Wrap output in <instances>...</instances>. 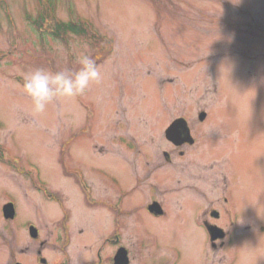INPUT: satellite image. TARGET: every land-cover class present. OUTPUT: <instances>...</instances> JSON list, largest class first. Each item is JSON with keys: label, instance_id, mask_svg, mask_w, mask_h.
I'll list each match as a JSON object with an SVG mask.
<instances>
[{"label": "rangeland", "instance_id": "374dc122", "mask_svg": "<svg viewBox=\"0 0 264 264\" xmlns=\"http://www.w3.org/2000/svg\"><path fill=\"white\" fill-rule=\"evenodd\" d=\"M59 22L84 31H59ZM81 54L105 70V81L34 115L19 87L23 74L77 68ZM181 116L197 125L196 143L178 150L165 133ZM147 160L168 190L183 188L195 169L209 182L229 175L239 220L228 245L232 260L210 250L208 258L209 240L188 213L158 220L140 212L129 230L141 240V264H264V0H0V212L17 199L19 221L40 214L49 223L64 220L51 192L86 223L92 208L82 204L85 193L67 166L95 175L89 183L105 187L98 196L106 199L114 189L94 171L143 193ZM186 192L165 197L175 202ZM100 222L96 216L99 229ZM4 224L0 216L7 252Z\"/></svg>", "mask_w": 264, "mask_h": 264}, {"label": "flooded vegetation", "instance_id": "af4514ba", "mask_svg": "<svg viewBox=\"0 0 264 264\" xmlns=\"http://www.w3.org/2000/svg\"><path fill=\"white\" fill-rule=\"evenodd\" d=\"M187 121L194 141H186L180 145L169 141V144L178 150L183 146L192 147L196 143L192 131L197 125L191 124L188 119ZM180 153L183 155L184 152L180 151ZM165 156L167 161L171 162V154L165 151ZM145 163L147 164H142L144 173L141 174L144 177L143 180H140L146 186V188L141 187L145 191H142L143 193L138 191L135 193V190L130 193L106 171H94L96 175L99 174V180L110 184L114 189L113 193H110L109 190L106 192V199H103V196L101 198L98 196L105 192V187L100 191L94 186L95 182L89 183L95 178V175L91 178L89 171L87 172L79 166L74 169L75 171L67 172L76 180L79 192L85 193L84 197L89 204L86 202L84 204L81 201L84 207L92 208V210L88 209L91 211L92 217L86 223L73 218V207L71 210L65 209L68 205L61 197H55L51 192L47 193L48 199L57 202L58 212L62 214V218L66 217L64 220L57 219L54 223H49L47 215L40 213V216L37 215L36 218L19 221L18 206L20 205H18L17 199L16 201L15 199L5 201L0 212L5 224L1 226L9 234L10 239L8 238L7 252L0 248V264H141L139 260L142 248L141 240L132 236L129 230V219L133 224L140 212L147 218L158 220L188 213V216L194 217L196 223L202 226L205 238L207 241L209 240L208 258L211 251L219 254L220 259H225L227 255H230L231 259L235 260V255L228 250V245L233 241L232 230L234 227L238 228L239 218L234 210V190L229 175L226 178L222 177V180L220 178L217 181L209 182L205 171L192 170L186 175L187 181L183 188L170 189L174 192L176 190L187 191L183 200L177 198L175 202H172L165 197L166 192H170V190L167 186H162L165 185L162 184L163 177L155 170L156 168L148 171L150 164L148 160ZM76 170L80 172H76ZM149 176L154 181L145 182ZM130 178L132 183L131 172ZM37 185L35 182V186ZM47 189L43 188L44 191ZM51 194L53 195L51 196ZM129 194L134 196L133 207H130L128 203ZM170 201L174 204H170ZM7 203H10L11 207L9 215L6 216L4 209L8 205ZM98 205H107L108 207H95ZM172 206L175 207L174 210ZM107 212L111 218L106 216ZM96 216H99L101 220V229L95 225ZM250 227L249 225L247 228ZM23 230L25 232L21 236L20 233ZM95 234L97 237L92 238ZM215 234H223V239L218 236L220 238L214 240L212 237ZM22 238L26 242H21ZM174 256L177 257L175 253Z\"/></svg>", "mask_w": 264, "mask_h": 264}, {"label": "clouds", "instance_id": "9594fccd", "mask_svg": "<svg viewBox=\"0 0 264 264\" xmlns=\"http://www.w3.org/2000/svg\"><path fill=\"white\" fill-rule=\"evenodd\" d=\"M239 3V0H233ZM79 67L52 71L43 67L33 68L23 74L19 85L30 98L34 115L43 114L54 100L70 99L85 94L93 85H101L106 72L87 54L77 57Z\"/></svg>", "mask_w": 264, "mask_h": 264}, {"label": "water", "instance_id": "95a60500", "mask_svg": "<svg viewBox=\"0 0 264 264\" xmlns=\"http://www.w3.org/2000/svg\"><path fill=\"white\" fill-rule=\"evenodd\" d=\"M206 117L205 113L200 114V119L203 120ZM167 137L173 141L175 144L179 145L186 141L192 142V137L190 136V131L185 124L184 120L178 119L176 120L172 126L166 132ZM5 214L6 216L10 213V206H5ZM218 235H213V239H216Z\"/></svg>", "mask_w": 264, "mask_h": 264}, {"label": "trees", "instance_id": "16d2710c", "mask_svg": "<svg viewBox=\"0 0 264 264\" xmlns=\"http://www.w3.org/2000/svg\"><path fill=\"white\" fill-rule=\"evenodd\" d=\"M38 20L40 22H44L45 21V19L43 17H40ZM57 25L58 26H56V29L59 30V31L64 30V29H70V31H74V32H76L78 30H80V32L84 31L80 26H78L76 24H73V23H68V24L64 23V25L62 23H60V24H57Z\"/></svg>", "mask_w": 264, "mask_h": 264}]
</instances>
